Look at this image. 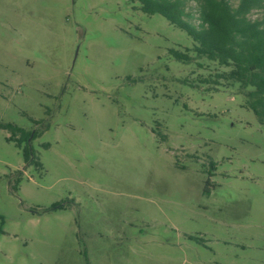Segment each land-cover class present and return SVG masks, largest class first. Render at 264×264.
<instances>
[{
    "label": "rangeland",
    "instance_id": "rangeland-1",
    "mask_svg": "<svg viewBox=\"0 0 264 264\" xmlns=\"http://www.w3.org/2000/svg\"><path fill=\"white\" fill-rule=\"evenodd\" d=\"M194 44L138 1L0 0V123L30 134L0 126V264H264V124Z\"/></svg>",
    "mask_w": 264,
    "mask_h": 264
},
{
    "label": "trees",
    "instance_id": "trees-1",
    "mask_svg": "<svg viewBox=\"0 0 264 264\" xmlns=\"http://www.w3.org/2000/svg\"><path fill=\"white\" fill-rule=\"evenodd\" d=\"M140 3V9L150 15L161 14L170 23L184 30L195 44L185 51L170 48V54L183 63L205 57L229 67L227 71L204 78L202 82L220 85L221 80L236 82L246 96V105L264 124V17L252 18L253 10L264 8V0H239L233 6L230 0H132ZM196 3V10L188 9L190 2ZM195 20L198 22L196 23ZM194 51L192 56L189 51ZM0 126L21 134L28 139L30 134L12 123ZM21 146V141L17 142ZM27 163L41 166L32 157L29 145L24 147Z\"/></svg>",
    "mask_w": 264,
    "mask_h": 264
}]
</instances>
